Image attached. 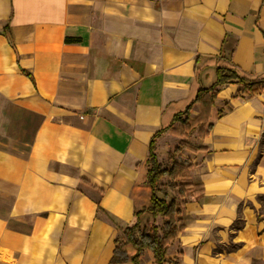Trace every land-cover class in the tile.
<instances>
[{
	"label": "crops",
	"instance_id": "0c3cea01",
	"mask_svg": "<svg viewBox=\"0 0 264 264\" xmlns=\"http://www.w3.org/2000/svg\"><path fill=\"white\" fill-rule=\"evenodd\" d=\"M224 61L264 79V0H0V115L19 112L6 121L27 141L0 139V264H108L150 140ZM237 91L218 93L193 162L202 194L168 247L177 264H264V91Z\"/></svg>",
	"mask_w": 264,
	"mask_h": 264
},
{
	"label": "trees",
	"instance_id": "16d2710c",
	"mask_svg": "<svg viewBox=\"0 0 264 264\" xmlns=\"http://www.w3.org/2000/svg\"><path fill=\"white\" fill-rule=\"evenodd\" d=\"M4 35L13 47L7 28ZM215 72L214 84L207 88L200 87L184 110L174 114L168 126L150 140L146 176L142 183L132 189L133 221L125 227L114 224L118 235L113 239L114 249L108 264H140V258L146 250L153 254L155 264H177V260L168 258L167 249L177 241L178 234L184 228L186 195L198 198L202 194L201 183L189 181L194 164L183 158L181 153H209L204 145L191 146L187 138L196 128L201 127H204L201 137L207 136L212 128L211 118L217 95L224 87L238 85L235 97L242 99L264 91L263 78L246 75L231 63H218ZM21 73L33 82L30 73L23 69ZM195 105L199 108V114L191 119V110ZM219 116L214 119L217 120ZM167 132L179 137L180 142L168 154L169 165L164 167L157 159L156 140ZM168 189L175 191L177 196L169 195ZM261 199L264 201V198Z\"/></svg>",
	"mask_w": 264,
	"mask_h": 264
},
{
	"label": "rangeland",
	"instance_id": "374dc122",
	"mask_svg": "<svg viewBox=\"0 0 264 264\" xmlns=\"http://www.w3.org/2000/svg\"><path fill=\"white\" fill-rule=\"evenodd\" d=\"M6 116H8L7 118L12 120L13 117H16V116L18 117L19 116V112L14 111V108L9 107V108L4 110V113H3V117L4 118L0 115L1 119L5 120V122H0V139H3L7 144L10 145V147L13 146L14 150L25 151L27 149V147L25 145V142H27V141L20 139V131H21L20 124H10V123L8 124V120L6 121ZM193 118L194 117H191V119H193ZM203 129H204V127L196 128L189 135V137L187 138V141L190 143L191 146L196 147V146L202 145L203 138L201 136H202ZM167 133L169 135L173 136V137H176V144L175 145L174 144L169 145L170 146L169 151L165 150V151H163V154H161L159 156H158V154H156L158 161L164 167L169 165L168 159H167L168 158V154L170 152H172V150L174 148H176L178 146L179 142H180V138L179 137L174 136L170 132H167ZM200 153L201 152H197V153L182 152L181 154H182L183 158L189 159L192 162V164H193V162H196V160H198L197 157H198V155H200ZM259 158L264 160V138L261 140V143H260ZM189 181L193 182V183L196 182L194 179H191V175L189 176ZM168 193L171 196H173V195L177 196L176 192L172 191L171 189H168ZM190 195L191 194H187L186 195L187 205L192 203V197ZM142 220H144V217L142 218ZM116 235H118L117 232H115L113 238ZM172 246L173 247H178L176 242L170 244L168 247H172ZM167 252H168V249H167ZM143 255H144V253H143ZM142 256L140 258V264H141L142 261H143L142 264H149L150 263V259L148 257L147 258L143 257V259H142ZM151 264H155L154 258H153V261H152Z\"/></svg>",
	"mask_w": 264,
	"mask_h": 264
},
{
	"label": "bare ground",
	"instance_id": "6f19581e",
	"mask_svg": "<svg viewBox=\"0 0 264 264\" xmlns=\"http://www.w3.org/2000/svg\"><path fill=\"white\" fill-rule=\"evenodd\" d=\"M107 233L108 228L105 226L96 228L94 232V244L98 246L105 239Z\"/></svg>",
	"mask_w": 264,
	"mask_h": 264
}]
</instances>
